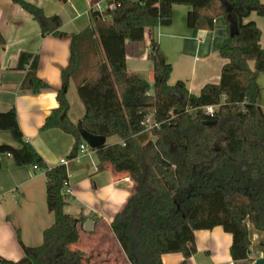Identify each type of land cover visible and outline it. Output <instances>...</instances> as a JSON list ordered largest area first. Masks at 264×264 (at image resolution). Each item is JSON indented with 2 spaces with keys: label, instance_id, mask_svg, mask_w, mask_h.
Masks as SVG:
<instances>
[{
  "label": "trees",
  "instance_id": "obj_1",
  "mask_svg": "<svg viewBox=\"0 0 264 264\" xmlns=\"http://www.w3.org/2000/svg\"><path fill=\"white\" fill-rule=\"evenodd\" d=\"M10 1L32 16L42 36H65L58 31V17H45L24 0ZM174 5L190 7L185 18L190 30H212L214 20L222 17L229 32L234 31L219 48V56L227 61L219 83L205 85L198 95L190 94L181 81L168 85L171 65L152 39V87L127 71L126 42H141L146 31L170 26ZM252 13L264 18L260 0H107L103 11L89 10L87 28L71 35L69 61L56 91L58 108L41 129H59L74 137L68 159L75 157L82 142L78 128L120 139L95 151L96 171L111 170L133 183L110 224L129 264H162L166 254H180V264H188L196 253L194 233L214 227L231 235L233 264H253L248 226L264 233V111L257 103L264 49L260 30L246 21ZM37 62V55L19 54L16 70L25 73L21 91L51 90L36 76ZM70 79L85 109L77 126L68 118ZM207 106L217 107L212 117L204 113ZM147 114H153L157 124L150 131L142 125ZM0 131L9 132L18 144L0 145V169L7 156L16 167L43 170L46 209L53 217L39 246H25L18 239L23 257H0V264H92L83 252L71 249L79 241L84 218L64 212L69 198L66 167L44 163L23 139L14 109L0 113Z\"/></svg>",
  "mask_w": 264,
  "mask_h": 264
},
{
  "label": "crops",
  "instance_id": "obj_2",
  "mask_svg": "<svg viewBox=\"0 0 264 264\" xmlns=\"http://www.w3.org/2000/svg\"><path fill=\"white\" fill-rule=\"evenodd\" d=\"M38 8L45 17L56 16L65 34L41 35L39 24L30 14L10 0H0V34L4 45L0 47V113L14 109L23 139L30 143L48 167L62 164L68 159L75 139L59 129L42 130L46 117L56 108V91L61 86V71L70 57L71 35L90 25L91 0H24ZM96 2L107 5V0ZM264 4V0H260ZM190 7L174 5L172 23L146 31L141 42L125 44L126 67L147 83L153 84L152 63L148 59L150 40L158 44L159 52L171 65L168 85L177 81L185 84L190 94L198 95L207 84H218L221 69L227 62L219 56V48L229 36L227 22L218 17L212 30H190L185 18ZM252 21L260 30V46L264 49V18L252 13ZM37 55L36 76L51 90L31 94L20 90L25 73L16 70L19 54ZM250 66H252L250 64ZM257 103L264 111V74L257 78ZM68 118L77 126L85 109L76 93L72 79L66 92ZM147 137L152 134L147 132ZM83 142V141H82ZM117 136L106 138L105 145L120 143ZM0 145L18 147L7 131H0ZM77 155V154H76ZM0 169V257L18 261L23 257L18 239L25 246H34L42 232L51 226L53 217L45 203V177L41 169L16 167L10 157H2ZM79 161L78 163H76ZM97 156L90 150L70 161L66 168L68 200L64 212L82 216L79 241L71 246L90 257L92 264H129L114 237L110 224L120 211L133 188L123 174L111 170L96 171ZM72 203V205H71ZM91 220L90 231L83 230L85 221ZM249 258L253 264H264V233L248 226ZM196 253L188 264H233L230 257L231 235L221 227L194 233ZM42 242V241H41ZM180 254L161 256L162 264H180Z\"/></svg>",
  "mask_w": 264,
  "mask_h": 264
},
{
  "label": "built area",
  "instance_id": "obj_3",
  "mask_svg": "<svg viewBox=\"0 0 264 264\" xmlns=\"http://www.w3.org/2000/svg\"><path fill=\"white\" fill-rule=\"evenodd\" d=\"M91 8H93L99 12L104 10V7H102L101 2H94L91 5ZM110 8H113V5H111ZM216 109H217L216 106H207L204 108V113L206 115H208L209 117H212L213 113ZM142 125H144L146 131H150L151 129L156 128L157 124L153 121V114H147L143 119ZM90 150L91 149L89 148V146L85 142H81L78 146L77 155H75V157L72 159H66V160L62 161V164L67 168L70 161L78 159V155L85 154ZM33 169L36 170L38 168L36 166H34ZM66 192H67V190H66Z\"/></svg>",
  "mask_w": 264,
  "mask_h": 264
},
{
  "label": "water",
  "instance_id": "obj_4",
  "mask_svg": "<svg viewBox=\"0 0 264 264\" xmlns=\"http://www.w3.org/2000/svg\"><path fill=\"white\" fill-rule=\"evenodd\" d=\"M233 34H234V31H233V29H231L229 32V35L233 36ZM215 123H216V121H205V122H203V124H205V125H211V124H215ZM78 133H79L81 140L83 142H85L89 146V148L93 151H97L98 149H100L101 147H103L105 145V141H106L105 137L91 135V134L85 132L82 128H78ZM91 225H92L91 220L85 221L83 224V230L84 231H90Z\"/></svg>",
  "mask_w": 264,
  "mask_h": 264
},
{
  "label": "rangeland",
  "instance_id": "obj_5",
  "mask_svg": "<svg viewBox=\"0 0 264 264\" xmlns=\"http://www.w3.org/2000/svg\"><path fill=\"white\" fill-rule=\"evenodd\" d=\"M104 6V3H102V7ZM148 85L150 86V88L152 87V83L149 81L148 82ZM79 161H77L76 163H78ZM71 205H72V203H71ZM41 241H42V238H40L38 241H36V245H34V246H39L40 244H41ZM33 246V245H32Z\"/></svg>",
  "mask_w": 264,
  "mask_h": 264
}]
</instances>
